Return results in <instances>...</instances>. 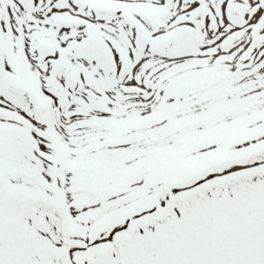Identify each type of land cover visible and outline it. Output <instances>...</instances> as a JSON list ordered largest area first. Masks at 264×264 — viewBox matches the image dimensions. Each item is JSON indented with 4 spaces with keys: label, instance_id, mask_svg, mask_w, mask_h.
Returning a JSON list of instances; mask_svg holds the SVG:
<instances>
[{
    "label": "snow or ice",
    "instance_id": "1",
    "mask_svg": "<svg viewBox=\"0 0 264 264\" xmlns=\"http://www.w3.org/2000/svg\"><path fill=\"white\" fill-rule=\"evenodd\" d=\"M0 264H264V0H0Z\"/></svg>",
    "mask_w": 264,
    "mask_h": 264
}]
</instances>
